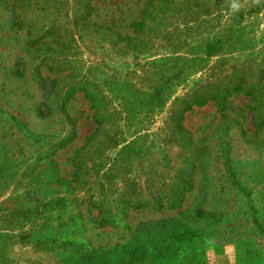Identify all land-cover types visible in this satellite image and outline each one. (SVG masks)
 <instances>
[{
	"label": "rangeland",
	"instance_id": "1",
	"mask_svg": "<svg viewBox=\"0 0 264 264\" xmlns=\"http://www.w3.org/2000/svg\"><path fill=\"white\" fill-rule=\"evenodd\" d=\"M0 264H264V0H0Z\"/></svg>",
	"mask_w": 264,
	"mask_h": 264
},
{
	"label": "trees",
	"instance_id": "2",
	"mask_svg": "<svg viewBox=\"0 0 264 264\" xmlns=\"http://www.w3.org/2000/svg\"><path fill=\"white\" fill-rule=\"evenodd\" d=\"M219 42L218 41H215V42H210V43H207L205 46H204V51H203V56L204 57H209V56H212L213 53L217 52L219 50ZM197 67V62L196 60H192L191 61V65L187 68H185L184 71H180V72H176L175 74L171 75V76H168L167 77V80H174V79H177L179 78L181 75H185L186 73H188V71H194ZM163 89L165 90H162V91H166L165 94H161V91H160V88H156L154 90H152V95H151V98H154L156 100H159L162 98V99H166L168 98L173 90H172V87L171 85L170 86H167V87H164ZM231 91L232 92H238V91H242L241 88L239 87H233L231 88ZM83 97L88 100L90 103H93V106L91 105L92 108H94V101H95V97L92 96V94L88 93L86 90H83ZM243 94H249L248 92H243ZM164 96V97H163ZM207 101H211V102H217V97L216 96H208V95H203V94H199V95H193L192 97H189L188 100H186V102H182L180 104V110H178V119H177V122H180L181 121V116L184 112H187V111H190L191 110V107H201L203 106ZM176 114H177V111H176ZM94 121L97 122L96 118H94ZM230 177V182L232 183V185H235L234 183V180L231 178V175L230 173L228 172L227 173ZM140 208V206L136 205L134 206L133 209H138ZM252 223L253 225L259 229V226L256 224V222L254 221V219L252 218Z\"/></svg>",
	"mask_w": 264,
	"mask_h": 264
}]
</instances>
